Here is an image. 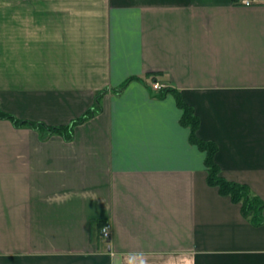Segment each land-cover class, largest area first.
<instances>
[{"label":"crops","instance_id":"crops-1","mask_svg":"<svg viewBox=\"0 0 264 264\" xmlns=\"http://www.w3.org/2000/svg\"><path fill=\"white\" fill-rule=\"evenodd\" d=\"M241 2L0 0L2 111L66 125L102 92L69 139L0 118V264H264L178 105L264 204V0Z\"/></svg>","mask_w":264,"mask_h":264},{"label":"trees","instance_id":"trees-1","mask_svg":"<svg viewBox=\"0 0 264 264\" xmlns=\"http://www.w3.org/2000/svg\"><path fill=\"white\" fill-rule=\"evenodd\" d=\"M235 1V0H234ZM124 87L122 84L118 87L121 90ZM170 91L163 88L161 93ZM102 92L96 94L95 102L91 109L82 117L71 121L66 125H48L40 121H32L27 119H20L11 114H8L0 109V118L9 119L16 126H28L35 129L40 139H46L51 134L63 135L66 139L72 136V127L77 123L82 122L99 108V98ZM178 105L183 109V114L180 122L190 128L189 140L196 144V146L205 152V166L207 171L206 182L208 185L216 187L222 196H228L234 203L240 204L241 212L250 222L259 224L264 220V204L259 196L254 194L248 185L227 180L220 174V168L214 159L217 151V146L210 140H203L196 135L198 125V118L193 109L178 100Z\"/></svg>","mask_w":264,"mask_h":264},{"label":"built area","instance_id":"built-area-1","mask_svg":"<svg viewBox=\"0 0 264 264\" xmlns=\"http://www.w3.org/2000/svg\"><path fill=\"white\" fill-rule=\"evenodd\" d=\"M252 2V0H242V4H245V5H250ZM164 85L158 83V82H155L152 84V88L155 89V90H159L163 87ZM101 234L104 236V237H108L109 235V229H108V226L105 225L101 228Z\"/></svg>","mask_w":264,"mask_h":264}]
</instances>
